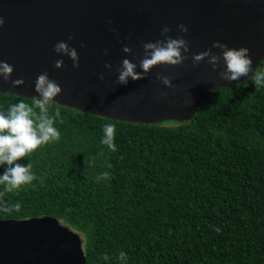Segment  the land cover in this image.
<instances>
[{
    "label": "trees",
    "instance_id": "1",
    "mask_svg": "<svg viewBox=\"0 0 264 264\" xmlns=\"http://www.w3.org/2000/svg\"><path fill=\"white\" fill-rule=\"evenodd\" d=\"M20 99L32 102L0 92V109ZM56 109L60 139L20 158L35 179L0 185V219L56 217L80 233L85 264H264V87L210 91L187 123ZM106 122L114 149L100 143Z\"/></svg>",
    "mask_w": 264,
    "mask_h": 264
},
{
    "label": "water",
    "instance_id": "2",
    "mask_svg": "<svg viewBox=\"0 0 264 264\" xmlns=\"http://www.w3.org/2000/svg\"><path fill=\"white\" fill-rule=\"evenodd\" d=\"M0 17V61L13 67L8 82L0 78L1 93L32 99L36 77L46 71L61 88L53 103L120 121L187 123L208 92L247 81L221 79L222 64L214 70L204 59L193 61L190 52L211 48L213 40L246 46L255 71L264 60V0H0ZM164 26L167 35L185 37L188 54L174 66L159 64L141 79L118 84L121 60L138 64L142 43L163 39ZM60 40L76 48L77 67L53 50ZM158 72L172 73L171 86L156 79ZM17 78L24 83L13 87ZM0 264H85L81 235L53 216L0 219Z\"/></svg>",
    "mask_w": 264,
    "mask_h": 264
},
{
    "label": "clouds",
    "instance_id": "3",
    "mask_svg": "<svg viewBox=\"0 0 264 264\" xmlns=\"http://www.w3.org/2000/svg\"><path fill=\"white\" fill-rule=\"evenodd\" d=\"M3 23L4 19L0 17V25ZM178 28L181 31H186V26L182 22L178 24ZM169 31V27L164 26L161 29L163 39L142 43L143 54L138 64L126 57L123 58L117 68L116 82L120 85H126L129 79L137 80L145 77L156 65L174 66L180 63L183 57L188 54L187 41L179 32L176 35H167ZM68 39L71 40L72 36H69ZM211 48H217L219 52H214ZM211 48L205 45L202 48L192 50L190 55L193 61L204 59L214 70L217 69L218 64H222V69L219 71L221 79L239 81L242 76L247 77L248 80L251 77V81L257 89L264 87V70H254L249 49L246 46L231 47L222 41L213 40ZM53 50L67 55L72 60L73 67L78 66V52L66 40L57 41ZM122 51L129 53L131 48L128 45H123ZM62 64L63 61L58 59L55 62V67L59 68ZM104 67L110 69L112 65L105 62ZM137 68L140 71H137ZM12 71V65L0 61V78L4 82L9 81ZM250 72L251 75H249ZM171 76L172 73L170 72L156 73V79L167 86H171ZM100 78L103 79V76ZM23 83V78L11 80L13 87ZM243 83L246 85L247 81ZM34 89L37 95L32 97L31 103H26L20 99L10 103L6 108L0 109V168L3 169L0 172V185H3L7 191L31 184L35 179L32 164L30 162L21 163L20 158L28 156L41 145L60 139L61 133L56 127L57 121L60 120V110L56 109L54 114H49V108L54 97L61 92L59 84L54 79L49 78L45 71L36 77ZM163 94L162 92L161 95ZM36 109L39 111L37 112ZM115 131L116 126L114 124L104 123L100 143L109 149H114ZM109 177L110 172L102 171L96 175L95 179L100 182ZM15 207L18 208L19 204H16ZM103 258L105 261L109 259L107 255ZM118 259L125 261L127 253L121 250L118 253Z\"/></svg>",
    "mask_w": 264,
    "mask_h": 264
}]
</instances>
